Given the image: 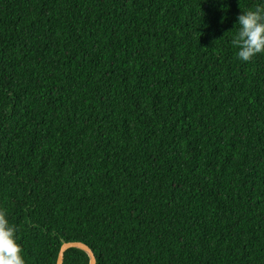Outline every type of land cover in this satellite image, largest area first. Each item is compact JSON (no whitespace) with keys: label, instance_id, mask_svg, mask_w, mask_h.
<instances>
[{"label":"trees","instance_id":"1","mask_svg":"<svg viewBox=\"0 0 264 264\" xmlns=\"http://www.w3.org/2000/svg\"><path fill=\"white\" fill-rule=\"evenodd\" d=\"M260 0H0V208L26 264H264ZM63 264H90L69 247Z\"/></svg>","mask_w":264,"mask_h":264},{"label":"clouds","instance_id":"2","mask_svg":"<svg viewBox=\"0 0 264 264\" xmlns=\"http://www.w3.org/2000/svg\"><path fill=\"white\" fill-rule=\"evenodd\" d=\"M235 24L238 30L231 37V45L239 61L249 62L264 53V0L250 10L241 11ZM0 264H26L17 228L9 222L6 209L0 208Z\"/></svg>","mask_w":264,"mask_h":264},{"label":"water","instance_id":"3","mask_svg":"<svg viewBox=\"0 0 264 264\" xmlns=\"http://www.w3.org/2000/svg\"><path fill=\"white\" fill-rule=\"evenodd\" d=\"M73 246L86 250L90 256V264H96V256L94 255L92 249L88 245H86L85 243L80 242V241L64 242L62 247H61L60 254H59V257H58L56 264H63L65 251L69 247H73Z\"/></svg>","mask_w":264,"mask_h":264}]
</instances>
